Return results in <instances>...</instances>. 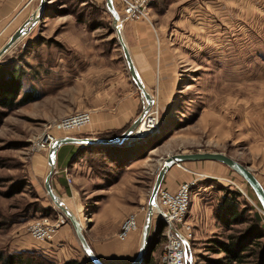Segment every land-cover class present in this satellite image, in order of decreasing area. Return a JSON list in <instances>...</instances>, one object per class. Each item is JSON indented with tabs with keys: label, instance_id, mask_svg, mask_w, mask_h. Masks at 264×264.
<instances>
[{
	"label": "rangeland",
	"instance_id": "1",
	"mask_svg": "<svg viewBox=\"0 0 264 264\" xmlns=\"http://www.w3.org/2000/svg\"><path fill=\"white\" fill-rule=\"evenodd\" d=\"M113 3L120 15L121 27L125 20L134 21L123 17L117 0ZM147 10L146 21L154 29V63L172 71L173 86L165 98L156 88L148 90L154 100L151 116L156 118L158 126L144 138L119 145L131 147L136 155L130 163H134L135 186L128 190L127 199H120L121 204L119 200L109 199L105 189L115 184L107 185L118 175L121 166L110 160L108 152L100 150L80 152L74 158L79 167L66 177L67 184L77 191L80 210L75 217L83 225L84 233L95 226L92 233L99 239H93V245L97 248L106 240L123 243L118 240L117 232L129 214L138 218V229L132 233L142 237L150 190L168 155L222 152L247 165L258 180H264V0H154ZM43 13L44 17L30 32L0 58L4 67L20 69L22 81L17 97L29 92L39 98L37 102L32 100L12 110L0 107V249L44 253L48 243L32 239L28 226L43 215L55 223L58 215H62L64 222L59 224L56 237L51 240L54 254L44 253L53 264H61L55 258L58 251L65 255L73 253L77 247L80 255H86L71 223L44 189L50 146L43 148L36 143L61 116L46 117L45 105L40 107V103L50 104L58 99L70 104L74 102L70 98L72 92L83 93L84 97H91L93 93L99 98L117 90L121 97L130 91L123 88L124 83L134 93L139 90L129 75L105 1L98 4L90 0H47ZM7 35L0 36V47L10 36ZM70 42L76 44L77 50L70 59L75 65L79 64L73 66L76 70L72 81L76 76L84 77L85 81L80 82L85 86L58 87L59 77L63 78L59 69L66 67L58 66L57 61L52 64L55 68L46 63L52 59V51L66 54L65 48ZM167 48L171 54H167ZM89 91L91 95L87 96ZM143 106L141 102L136 117ZM80 129L65 133L73 134ZM54 135L59 137L61 133ZM206 163L174 165L185 172L192 169L196 173L193 176L196 184L190 192L188 221L190 214L203 215L200 225L203 230L189 222L193 239L187 264H210L211 259H221L223 253L210 250V240L224 239L246 225L229 228L220 225L208 230L210 225L205 223L204 227L210 213L214 216L222 195L237 193L239 207L249 208L247 217L251 218L255 211L264 217L254 193L241 176L220 162L215 163H220L223 170L213 173L206 170ZM261 184L264 187V181ZM70 198L66 201L73 208ZM108 203L129 207L130 211L122 217L112 214L102 218L98 210ZM153 221L147 256L151 264H161L164 238L154 228V215ZM160 225L163 224L157 227Z\"/></svg>",
	"mask_w": 264,
	"mask_h": 264
},
{
	"label": "crops",
	"instance_id": "2",
	"mask_svg": "<svg viewBox=\"0 0 264 264\" xmlns=\"http://www.w3.org/2000/svg\"><path fill=\"white\" fill-rule=\"evenodd\" d=\"M90 1L99 4L104 2L105 0ZM38 3L39 2L36 0H0V36L3 38L5 35L8 34L6 36L8 37L12 32H14L34 11V9H36ZM151 19L152 21H154V17L152 15ZM155 21L157 22V20ZM158 23L160 24L159 21L157 22V24ZM123 24V37L125 38L136 70L139 73L142 81L144 82L145 87L149 91L153 88H156L158 90V94L162 98H165L166 96L170 95V91L173 86L172 71L170 69L164 68L161 65L156 66L154 63V29H152V26H150V24L146 20L141 19L134 21L125 20ZM159 27L161 28V25ZM75 48L76 44L74 42H70L65 48L66 54L62 52L54 53V51H52V54H50L52 59L48 60V62L46 63L47 65H51L55 68V66L52 64L57 61L59 62V64H57L58 66L60 65L61 67H66L65 69H59L60 72L63 74V78H60L62 77V75L59 77V82L57 85L58 87H71L73 85L75 86L76 84H78L79 86H85L80 82V80L85 81L84 77L81 78V76H76V80L72 81V73L76 70V68L73 66L79 65H75L73 63L72 58L70 59V57L74 56L77 51ZM86 50L89 49L86 48ZM166 50L167 54H171L169 48H167ZM67 73H70L71 75H67ZM126 86L127 83H124L123 88H126L130 91L128 93L124 92L121 97L118 95L117 90L112 93L108 92L107 95L99 96V98L94 96L93 93L91 95V91H89V93H86L87 96L91 95V97H84L83 93H79L78 95H76L74 92H72L70 98L74 102H71L70 104L68 101H65L63 103L58 101L57 99L55 100V102L51 101L50 104L46 101H42L40 103L41 105H38H40V107H43V104L45 105L46 110L44 111V114L46 117L48 116L50 118L69 114L76 110L90 109L91 122L87 126L81 128L79 131L73 134L61 133L59 137H103L106 133H108V135L105 136L114 135L112 137H115L119 135L120 132L122 133L130 125V123L136 117V113L140 103H144L139 91L134 93L132 89H129ZM38 99L39 98L36 97L34 101L37 102ZM75 100L78 101L76 102ZM90 103L91 105L92 103H95L96 105L94 104L95 106H91ZM79 147L80 146L75 143H66L62 144L58 148L56 154L55 171L54 175H52L51 177V186L54 192L60 199L63 200L64 205L66 204L65 206L68 209L70 208L69 210L74 216L79 215V213H77L78 209L80 210L79 200L76 196V189L71 187V185L69 186L67 184L66 177H70L71 175H73V172L79 167V163L77 162V160H74V158L77 157L75 156V154ZM195 162H208L206 163L208 164L206 165V170H209L213 173L221 172L223 170V168L218 165L220 163H215L217 161L206 160ZM133 165L134 163L126 166L124 170L120 173L118 179L115 181V184L105 189L106 194L108 195L109 199H112V202L113 200H119V204H121L122 202L120 199H127L128 190H132V186H135V182L133 181L134 175L132 172ZM169 170L164 176L162 185L167 187L171 191H175L181 182L189 181L194 178V175H196V173H194L192 169L191 171L186 170L185 172L180 168L172 166ZM254 175L256 174L254 173ZM260 181L261 183H263L264 180ZM69 195H71V198L69 197ZM68 198L71 199V204L74 205V209L70 207V203L66 201V199ZM129 211V207L122 208V205L117 207V205L114 206L111 203H108L105 207L99 208L98 215H103L102 218H105V216L112 214L122 217V215L124 214L127 215ZM202 221L203 215H201L200 213H193L189 215V222H191L192 225L195 227L198 225L201 230H203L202 226H200L203 223ZM205 223L210 225V227L208 226V230H211V227L215 229L220 228V224L215 222L212 213H210V218L204 221V227ZM92 229H95V226H92L90 229H88L84 233V235L94 253L103 263L129 264L136 257L141 244V235L139 236L137 233H130L126 240L121 241L123 243H119L115 240H113V242L106 240V242H102L99 245V248H97L95 245H93V239L99 238L96 237L94 233H92ZM57 241H61V239H58ZM47 243V246H45L47 250H45L44 253H46L48 256H53L54 253L51 249V241ZM55 258L58 259L59 263H63L65 260L70 258L84 260L83 258L87 257L80 255L79 250H77V247H75L73 253L67 252L65 253V255L58 251Z\"/></svg>",
	"mask_w": 264,
	"mask_h": 264
},
{
	"label": "water",
	"instance_id": "3",
	"mask_svg": "<svg viewBox=\"0 0 264 264\" xmlns=\"http://www.w3.org/2000/svg\"><path fill=\"white\" fill-rule=\"evenodd\" d=\"M47 0H39L38 7L33 11L26 20L8 37L5 43L0 47V58L8 52L23 36L28 34L30 30L44 17V6ZM106 10L109 12L112 18L113 29L116 34V39L121 47L123 58L125 60L129 75L135 84L136 88L144 100V106L139 113V115L130 123V125L119 135L111 138L103 137H81V136H62L57 137L50 145L47 153V165L48 169L44 176V189L48 196L50 197L53 204L67 217L72 225L76 238L78 239L83 252L86 257L93 264H105L98 256L94 253L91 246L86 240L84 232L80 221L72 214V212L62 203L60 198L54 192L51 186V177L55 171L56 166V154L58 148L62 144L75 143L80 147L78 148L75 156L78 155L80 151H84L86 146H103V145H121L124 142L131 141L133 139V134L145 117V115L150 111L154 103L152 95L148 92L144 85L139 73L136 70L133 59L131 57L128 46L122 34L121 18L118 11L114 7L113 0H105ZM217 161L220 162L235 173H237L241 178L247 183L254 193L260 208L264 215V187L254 175L252 170L236 159L226 155L222 152L217 151H192V152H177L172 155H168L163 162L155 176L154 183L150 190V195L148 197L145 218L142 226V237L139 251L136 257L129 264H141L145 261V258L150 251V232L152 230V221L154 215V209L156 207V195L157 191L162 184L166 172L174 165H180L186 162L195 161Z\"/></svg>",
	"mask_w": 264,
	"mask_h": 264
},
{
	"label": "built area",
	"instance_id": "4",
	"mask_svg": "<svg viewBox=\"0 0 264 264\" xmlns=\"http://www.w3.org/2000/svg\"><path fill=\"white\" fill-rule=\"evenodd\" d=\"M154 0H117V8L124 18L131 20L147 19L148 8ZM151 110L145 115L142 121L145 124L143 129L136 128L133 139L144 138L148 132L154 130L158 124L156 118L151 116ZM91 122L90 111L79 110L66 114L50 124L43 136L36 143L37 146L48 148L57 138L55 133L70 132L87 126ZM56 137V138H55ZM128 141V142H131ZM47 145V146H46ZM196 184L194 179L183 181L175 191L160 185L156 195L155 226L162 225L164 243L160 257L161 264H187L188 250L193 239L192 226L187 215L189 210L190 192ZM63 216L58 215L55 222H51L49 216L37 217L28 226L32 239L36 242H50L58 231V226L63 223ZM138 229V218L135 214L127 215L121 222L117 232L120 241L127 239L130 233Z\"/></svg>",
	"mask_w": 264,
	"mask_h": 264
},
{
	"label": "trees",
	"instance_id": "5",
	"mask_svg": "<svg viewBox=\"0 0 264 264\" xmlns=\"http://www.w3.org/2000/svg\"><path fill=\"white\" fill-rule=\"evenodd\" d=\"M80 2H86V0H80ZM4 66L5 63L0 64V107L12 110L17 106H21L34 100L35 96L33 94H29V92H26L19 98L17 97L20 93L22 81L20 69L16 66ZM105 135L108 134H104L103 138H111L114 136ZM98 150L106 153L108 152L110 160L121 166L118 175L107 185L115 182L124 168L128 166L131 161L136 159V155L131 147L103 145L86 146L84 149V151ZM109 151H111V153H109ZM238 196L239 195L235 192H229L222 195L219 203L214 209V218L218 224L228 228L236 224L246 223V225L241 229H236L234 233L227 234L224 239L213 238L210 240L212 243L210 250L214 253H223V257L221 259L209 260L210 264H264V223H261V220L263 221L264 217L256 211L253 213L251 218L247 217V211H249V208L239 207ZM157 230L161 233L162 226L160 225ZM0 264L53 263L46 254L35 250H17L7 252L0 249ZM61 264L93 263L88 258H85L84 260L70 258ZM141 264H151L149 256H146L145 261Z\"/></svg>",
	"mask_w": 264,
	"mask_h": 264
},
{
	"label": "bare ground",
	"instance_id": "6",
	"mask_svg": "<svg viewBox=\"0 0 264 264\" xmlns=\"http://www.w3.org/2000/svg\"><path fill=\"white\" fill-rule=\"evenodd\" d=\"M145 127V124H144V122L143 121H141L140 123H139V125L137 126V128L138 129H143ZM56 138V137H55ZM66 205V204H65ZM70 209V208H69ZM73 209H74V207H73ZM155 210V209H154ZM154 214H155V211H154ZM80 219V218H79ZM80 221V220H79ZM85 222V221H84ZM153 223H154V221H153ZM152 223V224H153ZM84 224V223H83ZM86 224V223H85ZM83 226V225H82Z\"/></svg>",
	"mask_w": 264,
	"mask_h": 264
}]
</instances>
